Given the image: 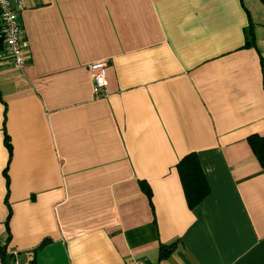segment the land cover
Listing matches in <instances>:
<instances>
[{
    "label": "crops",
    "instance_id": "obj_1",
    "mask_svg": "<svg viewBox=\"0 0 264 264\" xmlns=\"http://www.w3.org/2000/svg\"><path fill=\"white\" fill-rule=\"evenodd\" d=\"M18 17L27 64L0 59V264L9 249L27 264H264L247 141L264 137V4L22 0ZM193 152L208 192L191 209L176 166Z\"/></svg>",
    "mask_w": 264,
    "mask_h": 264
},
{
    "label": "built area",
    "instance_id": "obj_2",
    "mask_svg": "<svg viewBox=\"0 0 264 264\" xmlns=\"http://www.w3.org/2000/svg\"><path fill=\"white\" fill-rule=\"evenodd\" d=\"M22 7V0H0V59L8 65L23 69L28 58L25 50L27 45L23 37L24 28L19 24L18 11ZM107 61H93L88 65L87 71L91 74L92 96L100 99L107 93L106 72ZM6 253L10 256L9 264H27L21 258L20 251L9 249ZM130 264H141L133 260Z\"/></svg>",
    "mask_w": 264,
    "mask_h": 264
},
{
    "label": "trees",
    "instance_id": "obj_3",
    "mask_svg": "<svg viewBox=\"0 0 264 264\" xmlns=\"http://www.w3.org/2000/svg\"><path fill=\"white\" fill-rule=\"evenodd\" d=\"M264 4V0H259ZM252 147L253 155L264 165V137H249L247 140ZM176 171L178 172L180 183H182L184 193L188 207L191 209L197 205L202 198H204L208 192V185L205 182L202 170H200V165L195 153L187 154L180 159L176 166ZM145 190L147 186L143 183ZM159 258L168 256L171 253L172 245L166 247L165 245L159 246ZM2 257L5 255L10 258L7 253L1 251Z\"/></svg>",
    "mask_w": 264,
    "mask_h": 264
}]
</instances>
